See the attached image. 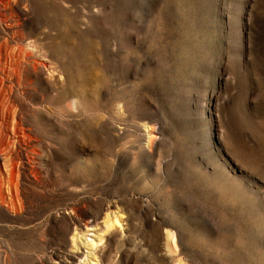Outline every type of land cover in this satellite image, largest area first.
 Segmentation results:
<instances>
[{"label": "rangeland", "instance_id": "obj_1", "mask_svg": "<svg viewBox=\"0 0 264 264\" xmlns=\"http://www.w3.org/2000/svg\"><path fill=\"white\" fill-rule=\"evenodd\" d=\"M1 15L0 45L43 65L0 88L43 161L30 182L5 153L10 190L0 160V264H264V0Z\"/></svg>", "mask_w": 264, "mask_h": 264}, {"label": "bare ground", "instance_id": "obj_2", "mask_svg": "<svg viewBox=\"0 0 264 264\" xmlns=\"http://www.w3.org/2000/svg\"><path fill=\"white\" fill-rule=\"evenodd\" d=\"M16 1V0H14ZM0 2H4V0H0ZM10 2V1H9ZM13 2V1H12ZM8 3V2H7ZM6 3V4H7ZM2 4V3H1ZM15 5V3H13ZM4 6V5H3ZM10 6V5H9ZM6 8V7H5ZM8 8V7H7ZM3 10V8H2ZM7 11V10H6ZM5 12V11H4ZM6 17V16H5ZM0 18H3V16L1 15ZM9 21V20H8ZM12 23V22H11ZM0 30L2 33L6 34V32L10 31L11 28L10 26L8 25H3L0 24ZM16 31V30H15ZM1 33V34H2ZM13 33V32H12ZM17 33V32H16ZM23 33V32H22ZM28 35V34H27ZM10 36V35H9ZM25 37V36H24ZM7 38V36H6ZM6 40V39H5ZM8 40V38H7ZM6 40V41H7ZM17 41V39H16ZM2 42V41H1ZM4 42V41H3ZM2 42V43H3ZM8 42V41H7ZM21 42V41H20ZM26 43V42H25ZM29 44V43H28ZM23 48V47H22ZM21 47H16V48H13V49H10L8 47V44H1L0 45V88L3 89V84L4 82H6V80L8 81V77H9V71L11 70L12 72H15L19 69H23L26 68H30V66L32 64H36V65H42L40 62L36 61V60H33V56H30L29 54H22L21 55ZM27 48V47H26ZM34 49V48H33ZM28 51H29V48H28ZM34 51V50H33ZM43 67V65H42ZM44 67H45V64H44ZM34 68V67H33ZM47 68V66H46ZM11 72V73H12ZM20 72V71H18ZM52 72V71H51ZM23 73V72H22ZM16 74V73H15ZM37 74V73H35ZM25 75V74H24ZM18 76V75H17ZM23 76V75H22ZM38 76V74H37ZM50 76V75H49ZM53 76V75H51ZM20 77V76H19ZM64 77V76H63ZM54 78V76L52 77ZM12 79V78H11ZM29 79V78H28ZM51 79V78H50ZM22 81V80H20ZM28 81V80H27ZM50 81V80H49ZM10 82V81H9ZM54 82V81H53ZM13 83V82H12ZM20 83V82H19ZM7 84V83H6ZM13 86H11L12 88ZM8 88V87H7ZM10 88V89H11ZM19 88V87H18ZM13 90V89H12ZM11 90V91H12ZM1 91V90H0ZM10 91V92H11ZM5 93V91H4ZM6 93H7V89H6ZM12 94V92H11ZM16 95V94H15ZM10 97V96H9ZM7 98V97H6ZM23 98V97H22ZM14 99V98H13ZM4 101H6L5 97H0V134H2L0 136V160H3V167H4V170L6 171V174H7V184L9 182L10 184V190L12 185L14 184L12 182V179H13V175H14V168H15V163L16 160L14 161V158L10 157L9 159V162L7 161L8 159H5L6 156H4L3 158V155L5 153L7 154H11V156H14L17 161L18 160H24V158L26 157L27 158V154L30 153L31 156H32V160H28L27 158V163L25 165L22 166V175L24 177V179L26 181H30L32 182V180L34 179L35 176H33V173L35 171V166L36 164L39 165V162H40V159L41 158H38V155L36 154L37 152L36 151V141L34 138H32L27 131H25L22 127H20V125H17L16 126H12L11 128H9L11 126L8 127V121H9V118H10V108H6L5 104L4 105ZM16 102V100H14ZM23 103V101H21ZM25 104V103H24ZM18 105V104H17ZM15 106V105H14ZM9 107V106H8ZM16 108V107H15ZM35 108V107H34ZM12 109V108H11ZM14 109V108H13ZM21 109V108H20ZM17 110V109H16ZM16 112V111H15ZM27 112V111H26ZM14 113V111H13ZM16 114V113H15ZM24 114V113H23ZM36 114H39L38 117L39 118H42V115H40V113L38 111H36ZM26 115V114H24ZM16 115H14L13 117H15ZM18 116V115H17ZM21 117H22V114H21ZM23 118V117H22ZM16 119V118H15ZM32 119V118H31ZM13 120V119H12ZM11 121V120H10ZM15 122V121H14ZM22 122V121H21ZM24 122V121H23ZM41 122V120H40ZM19 124V123H18ZM26 124V123H25ZM33 125V124H32ZM22 126V125H21ZM24 127V126H23ZM35 128V127H34ZM39 142V141H38ZM39 146V145H38ZM11 149L13 152H11ZM39 149V148H38ZM11 152V153H10ZM42 160V159H41ZM43 161V160H42ZM23 163V162H22ZM20 165V163H19ZM18 170V169H17ZM4 173V172H3ZM19 171H18V173ZM16 174V175H17ZM2 177V176H1ZM20 176H18L19 178ZM17 178V177H16ZM16 180H19V179H16ZM23 180V179H22ZM1 181V180H0ZM17 183V182H15ZM19 183V182H18ZM18 183L16 186H18ZM23 184V183H22ZM15 186V187H16ZM33 186V185H32ZM31 186V187H32ZM19 187V186H18ZM27 187V186H26ZM29 187V186H28ZM37 187V186H36ZM2 188V187H1ZM7 188V187H6ZM33 188V187H32ZM16 190V188H15ZM28 190V189H27ZM3 191V189H2ZM17 191V190H16ZM1 192V191H0ZM9 192V191H8ZM20 192V190H19ZM27 192V191H26ZM16 193V192H15ZM1 194V193H0ZM19 194V193H18ZM2 199V197H1ZM10 199V198H9ZM17 199V198H16ZM4 200V199H3ZM8 200V199H7ZM13 200V199H12ZM3 202V201H2ZM8 202V201H7ZM115 223H118L117 220H114ZM112 222V224L114 223ZM111 223H109V227L112 226ZM108 227V228H109Z\"/></svg>", "mask_w": 264, "mask_h": 264}]
</instances>
